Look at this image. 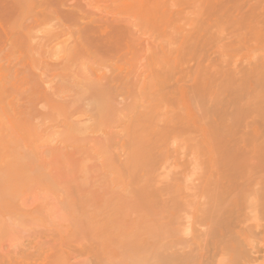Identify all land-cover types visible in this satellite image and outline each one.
I'll return each mask as SVG.
<instances>
[{
    "label": "rangeland",
    "instance_id": "obj_1",
    "mask_svg": "<svg viewBox=\"0 0 264 264\" xmlns=\"http://www.w3.org/2000/svg\"><path fill=\"white\" fill-rule=\"evenodd\" d=\"M46 262L264 264V0H0V264Z\"/></svg>",
    "mask_w": 264,
    "mask_h": 264
},
{
    "label": "bare ground",
    "instance_id": "obj_2",
    "mask_svg": "<svg viewBox=\"0 0 264 264\" xmlns=\"http://www.w3.org/2000/svg\"><path fill=\"white\" fill-rule=\"evenodd\" d=\"M108 92L110 91V93L109 94H111V95H114V93H115V91H114V87H108ZM87 104H90V103H87ZM101 105L102 106H104V107H108V108H110V107H113V105H114V103H113V100H111V101H102V103H101ZM115 106V105H114ZM113 108H116V107H113ZM120 111V110H119ZM116 123H113V125H115ZM112 125V124H111ZM66 127H65V130H67V132H69L70 134V140H68V141H70V142H67V141H65V143H68V144H71V145H73L72 143H71V138H73V140H74V137L76 138L75 140H77V138H78V135H81L82 133H88V135H89V133H90V135H91V133H92V135H93V133L95 132V128H91L90 129V131H88L87 132V130H89V128L88 129H85V130H83L84 129V126H81L80 124H78V123H75V124H73V125H65ZM112 127H114V126H112ZM86 128V127H85ZM104 129L105 128H100L99 129V131L100 130H102V131H104ZM83 130V131H82ZM98 130V129H97ZM106 131V130H105ZM101 132V131H100ZM102 133H106V132H102ZM103 134V135H104ZM95 136V135H94ZM91 137V136H90ZM96 137V136H95ZM89 138V137H88ZM92 139V138H91ZM96 139V138H95ZM79 140H81V139H79ZM89 140V139H88ZM94 140V139H93ZM93 140H91V141H93ZM99 140V139H98ZM86 141V140H85ZM60 142V141H59ZM61 142H63V141H61ZM60 142V143H61ZM72 142H74V141H72ZM78 142V141H77ZM80 142H82V141H80ZM59 143V144H60ZM84 143V142H83ZM90 143H92V142H90ZM58 144V143H57ZM54 145H56V144H54ZM62 145V144H61ZM67 145V144H66ZM76 145V142H75V144H74V146ZM77 145H78V143H77ZM76 145V146H77ZM81 145V144H80ZM83 145V144H82ZM81 145V146H82ZM90 145V144H89ZM93 145H94V143H93ZM59 146V145H58ZM63 146V145H62ZM75 146V147H76ZM88 146V145H87ZM91 146V145H90ZM67 147V146H66ZM73 147V146H72ZM80 147V146H79ZM65 148V147H64ZM68 149V148H67ZM70 149V148H69ZM52 151V153H53V150H51ZM66 151V150H65ZM50 152V151H49ZM90 152H91V150H90ZM97 152V151H96ZM42 154V153H41ZM68 154V153H67ZM85 155V154H84ZM37 156V155H36ZM64 156V155H63ZM59 161V160H58ZM58 164V163H57ZM91 193V192H90ZM115 205V204H114ZM205 217V219L202 221L203 223H201V222H197V225H204L205 227L206 226H208L209 227V232H208V234L206 235H203V236H201V235H195V234H193L192 236H191V238H190V261L191 260H193L192 262H194V260L196 261L197 260V263H201V262H204V261H207V260H209V259H213V258H215V257H217L218 255H220V254H224V252L226 251V248L224 247V246H222V245H220V244H218V241L216 240V238L213 236V230L214 229H216V228H218L217 226H218V222H216L215 220L213 221V224L211 225V220L208 222V217L207 216H204ZM211 227V228H210ZM193 231H195L196 232V230L195 229H192ZM203 232V231H202ZM201 234V233H200ZM141 246V245H140ZM143 246V245H142ZM210 249H211V254H209V252H210ZM22 253V252H21ZM124 254V253H123ZM142 254V253H141ZM144 258V257H143ZM64 259V258H63ZM141 259V258H140ZM53 261V260H52ZM208 262V261H207ZM43 264H45V263H43ZM46 264H48L47 262H46ZM64 264V263H63Z\"/></svg>",
    "mask_w": 264,
    "mask_h": 264
}]
</instances>
